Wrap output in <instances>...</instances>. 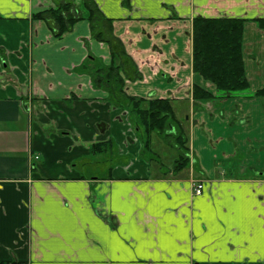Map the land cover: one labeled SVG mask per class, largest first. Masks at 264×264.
<instances>
[{
    "label": "crops",
    "instance_id": "1",
    "mask_svg": "<svg viewBox=\"0 0 264 264\" xmlns=\"http://www.w3.org/2000/svg\"><path fill=\"white\" fill-rule=\"evenodd\" d=\"M93 1L142 76L123 93L186 107L189 166L141 157L88 20L56 37L35 18L87 17L82 0H0V264H264V0ZM197 17L246 21L248 91L194 102L195 85L219 95L193 72Z\"/></svg>",
    "mask_w": 264,
    "mask_h": 264
},
{
    "label": "trees",
    "instance_id": "2",
    "mask_svg": "<svg viewBox=\"0 0 264 264\" xmlns=\"http://www.w3.org/2000/svg\"><path fill=\"white\" fill-rule=\"evenodd\" d=\"M87 11L85 17L71 3H64L56 10H48L35 16L36 19H52L56 37L70 31L81 20H88L92 36L107 43L112 55V65L96 75V83L109 91L121 105L125 102L136 119V125L145 148L153 145L154 136L164 139L173 137L179 151L175 166L167 172L177 173L189 166V137L183 121L179 120L174 104L169 99L145 100L127 97L123 88L127 80L135 82L141 74L130 56L126 54L123 42L115 36L113 22L106 18L93 0H82ZM246 21L240 18H204L193 21V72L203 80L212 83L217 97L200 86H194V102H206L216 98H229L249 90L250 84L244 63V27ZM264 29V19H258ZM256 95L264 96V90ZM6 264H20L11 262Z\"/></svg>",
    "mask_w": 264,
    "mask_h": 264
},
{
    "label": "rangeland",
    "instance_id": "3",
    "mask_svg": "<svg viewBox=\"0 0 264 264\" xmlns=\"http://www.w3.org/2000/svg\"><path fill=\"white\" fill-rule=\"evenodd\" d=\"M71 4L75 6L74 3L71 2ZM174 108L176 110L177 116L179 117V119H181V121H183L186 130L190 134V124L186 121V117H184L185 115L183 116V114L186 113V107L174 105ZM141 138L142 137L140 135V140L142 141ZM153 139V145L150 147L147 146L146 151H143L141 157L147 159L149 163L152 162V165L155 164L156 166H161V171L165 173V171H168L175 166V163L179 158V151L177 150L173 137L164 139L163 137L154 136ZM117 158L122 162L126 160L122 157Z\"/></svg>",
    "mask_w": 264,
    "mask_h": 264
},
{
    "label": "built area",
    "instance_id": "4",
    "mask_svg": "<svg viewBox=\"0 0 264 264\" xmlns=\"http://www.w3.org/2000/svg\"><path fill=\"white\" fill-rule=\"evenodd\" d=\"M203 185L201 183H193L194 194L199 195L202 193Z\"/></svg>",
    "mask_w": 264,
    "mask_h": 264
}]
</instances>
